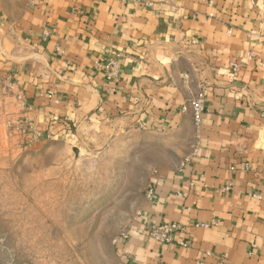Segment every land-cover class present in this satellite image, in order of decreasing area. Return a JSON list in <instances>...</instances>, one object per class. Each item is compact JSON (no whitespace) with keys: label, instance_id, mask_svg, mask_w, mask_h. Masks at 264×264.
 <instances>
[{"label":"crops","instance_id":"crops-1","mask_svg":"<svg viewBox=\"0 0 264 264\" xmlns=\"http://www.w3.org/2000/svg\"><path fill=\"white\" fill-rule=\"evenodd\" d=\"M0 74L48 142L175 146L115 264H264V0H0ZM160 224L171 243L148 235Z\"/></svg>","mask_w":264,"mask_h":264},{"label":"rangeland","instance_id":"rangeland-1","mask_svg":"<svg viewBox=\"0 0 264 264\" xmlns=\"http://www.w3.org/2000/svg\"><path fill=\"white\" fill-rule=\"evenodd\" d=\"M27 112L9 75L0 74V264H115L114 240L154 169L174 160L175 146L150 135L101 148L48 142L34 137Z\"/></svg>","mask_w":264,"mask_h":264},{"label":"built area","instance_id":"built-area-1","mask_svg":"<svg viewBox=\"0 0 264 264\" xmlns=\"http://www.w3.org/2000/svg\"><path fill=\"white\" fill-rule=\"evenodd\" d=\"M121 2H135L140 0H119ZM120 58V55L118 53L112 54L108 59L103 63L104 64V70L106 72L107 79L115 78L118 75V68L119 63L118 60ZM238 70V65L233 63L231 67V72L235 74V72ZM51 94L48 96L50 97ZM204 102L205 98L202 93H199L195 98H193L190 101L191 105V111L193 116V121L195 125H198L201 120V115L204 110ZM28 109V108H27ZM25 124L28 125V127L33 131L34 137H40V133L35 128L32 120H30L27 116L25 117ZM154 197V189L150 185L147 187L145 191V198L148 200H152ZM176 226L174 224H160L158 226H153L148 230V235L162 243H171L172 242V232Z\"/></svg>","mask_w":264,"mask_h":264}]
</instances>
